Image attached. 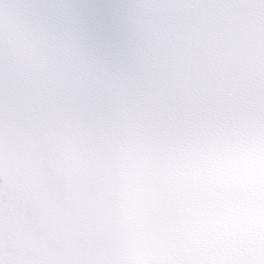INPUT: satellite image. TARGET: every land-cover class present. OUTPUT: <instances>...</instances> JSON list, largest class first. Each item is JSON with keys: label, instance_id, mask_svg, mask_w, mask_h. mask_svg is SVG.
<instances>
[{"label": "clouds", "instance_id": "1", "mask_svg": "<svg viewBox=\"0 0 264 264\" xmlns=\"http://www.w3.org/2000/svg\"><path fill=\"white\" fill-rule=\"evenodd\" d=\"M0 264H264V0H0Z\"/></svg>", "mask_w": 264, "mask_h": 264}]
</instances>
